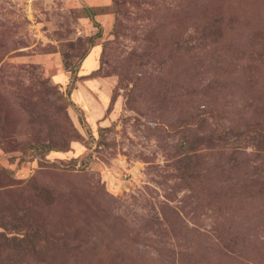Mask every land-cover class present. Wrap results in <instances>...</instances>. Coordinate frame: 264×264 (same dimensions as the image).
Here are the masks:
<instances>
[{
    "label": "rangeland",
    "instance_id": "374dc122",
    "mask_svg": "<svg viewBox=\"0 0 264 264\" xmlns=\"http://www.w3.org/2000/svg\"><path fill=\"white\" fill-rule=\"evenodd\" d=\"M0 264H264V0H0Z\"/></svg>",
    "mask_w": 264,
    "mask_h": 264
},
{
    "label": "trees",
    "instance_id": "16d2710c",
    "mask_svg": "<svg viewBox=\"0 0 264 264\" xmlns=\"http://www.w3.org/2000/svg\"><path fill=\"white\" fill-rule=\"evenodd\" d=\"M88 14H89V16H92V13L90 11H88Z\"/></svg>",
    "mask_w": 264,
    "mask_h": 264
}]
</instances>
